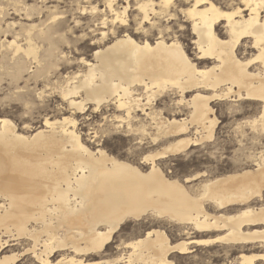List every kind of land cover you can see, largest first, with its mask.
<instances>
[{
    "label": "bare ground",
    "instance_id": "bare-ground-1",
    "mask_svg": "<svg viewBox=\"0 0 264 264\" xmlns=\"http://www.w3.org/2000/svg\"><path fill=\"white\" fill-rule=\"evenodd\" d=\"M113 1L105 2L112 23H125L128 7L119 10ZM239 1L242 7L230 9L213 0H192L181 8L194 34L195 57L211 60L203 68L197 67L176 39L166 41L158 36L153 43L138 42L126 31L117 36L110 29L113 39L95 47L91 60L81 57L85 68L57 88L68 115L46 118L30 134L19 132L9 118L0 117V251L12 241L28 239L31 245L23 250L38 264H172L169 255L189 253V243L221 242L241 249L239 264H264V156L252 168L199 181L198 194H192L184 184L198 175L181 182L166 177L154 162L155 156L212 138L217 117L211 102L215 100L258 101L260 116L251 124L264 131V0ZM173 2L142 0L137 8L146 20L150 12L156 13L155 5L167 12ZM23 8L28 10L25 4ZM51 19H57L55 14ZM102 21L104 25L105 19ZM31 23L25 27L24 44L16 36L0 42V72L7 71L16 80L24 73L29 76L26 80L42 76L45 61L62 54L51 42L42 56L34 41L39 35L51 40L59 25L45 24V30L33 35L37 25ZM219 24L224 38L216 31ZM101 31L104 40L107 33ZM244 40H250L255 50L247 59L236 53ZM253 63H258L257 70L249 69ZM32 64H36L35 70ZM139 90L146 94V102ZM167 91L175 93L179 98L176 103L185 105L188 112L180 120L166 121L167 125L158 120L163 133L185 134L189 122L202 129L200 139L175 138L163 151L144 158L150 161L145 171L100 148L91 150L83 142L76 115L86 114L90 108L97 113L111 107L118 114L102 119H139L137 112L152 117L153 100ZM147 218L183 226L187 235L190 230L218 233L171 243L162 229L153 228L142 237L123 242L127 249L116 258L104 256L126 221ZM55 253L59 256L52 260ZM92 256L99 259L87 260ZM18 257L12 252L0 255V264H16Z\"/></svg>",
    "mask_w": 264,
    "mask_h": 264
},
{
    "label": "rangeland",
    "instance_id": "rangeland-1",
    "mask_svg": "<svg viewBox=\"0 0 264 264\" xmlns=\"http://www.w3.org/2000/svg\"><path fill=\"white\" fill-rule=\"evenodd\" d=\"M17 1L19 3H16ZM140 1L142 0H114L113 7L120 8L119 10L122 9V6L128 8L125 12V23L118 21L112 23V15L109 9L105 7L106 0H0L2 7L0 9V42L4 39L11 40L16 36L18 42L24 44L27 37L25 27L28 28L31 22V24L37 25L33 35L37 34L41 28L45 30V24L53 26L58 24L59 26H57L56 32L52 34L51 40L39 35L34 36V41L40 46V55L42 56L45 55L51 42L62 52L58 57H52L51 60L45 61L46 72L39 77L31 76L26 80L29 76L24 73L23 78L16 80L8 75L7 71L0 72L2 74L0 80V117L9 118L19 132L30 134L36 128L41 127L46 118L54 120L68 115V111L63 108L65 103L59 98L57 88L63 85L68 77L74 76L76 72L85 68L84 62L80 60L81 57L85 60H91L92 50L95 47L113 39L114 34L118 36L124 31L138 42L148 40L153 43L158 36H162L166 41L176 39L182 44L185 52L197 64L198 68L211 64V60H201L195 57L197 50L192 43L193 40H191L194 39L191 24L181 11L189 6L192 0H174V5L171 4L167 12L160 11L159 7L155 5L156 13L150 12L149 19L146 20H143V15L137 8ZM213 1L226 9L236 6L242 7L239 0ZM24 4L28 10L23 8ZM91 6H96L97 10L92 11ZM263 11L264 9L262 14ZM54 14L57 19L52 22L51 18ZM104 19L105 24L103 25L102 20ZM98 29L106 31L107 36L104 40H101L102 31L100 30V32ZM110 29L113 30L114 34L111 33ZM216 31L221 38L226 36L222 24L216 26ZM9 52L7 50L6 54ZM253 52L255 50L251 48L250 40H244L236 51L241 59L251 57ZM32 66L35 70L36 64H32ZM257 66L258 63H253L249 69L257 70L259 68ZM73 72L74 74H72ZM54 92L56 93L54 94ZM138 93L142 96V102H146V94L140 90ZM165 93L158 95L153 100L151 107L154 112L152 117L137 112L139 119H102L106 115L118 114L111 107L102 109L101 112L97 113L91 112L90 108L86 114L76 115L77 130L80 132L83 142L91 150L95 151L96 148H100L108 154L131 162L145 171L150 161L144 158L163 151L175 138L200 139V136L203 135L202 129L194 124H189V122L185 134L174 136L163 133L158 120L164 121L167 125L171 118L180 120V118L186 117L188 112L185 105L176 103L179 98L175 93L171 91ZM187 97H189V93H187ZM230 100L211 102L217 117L212 138L198 141L195 145L191 144L178 152L154 157L155 164L168 178H175L182 182L186 177L198 175L196 179L184 183L192 194H198L197 183L199 181L252 168L260 157L264 156V131L254 128L251 124L256 116L257 119L260 116V103L252 99H249L250 101L248 99L237 100V98L233 99L234 101ZM149 111L148 109L147 112ZM145 116L146 118H144ZM150 117L154 119L152 120ZM158 117L160 119H157ZM188 120L185 119L186 122ZM125 122L126 124L129 122L131 127L129 128L127 124V128ZM156 123L158 127L155 125ZM207 207L210 211L214 210L211 206ZM232 211H234L233 208L229 210V212ZM153 228L162 229L171 243L185 239L189 241L192 238L213 237L218 233L190 230L192 232L187 235L183 226L174 223L169 224V222L151 218L137 221L129 220L121 226V230L114 234L104 256L109 259L116 258L122 253L121 250L127 249L122 244L123 242L142 237ZM19 240L10 242L12 245L0 251V255L12 252L19 256L16 264H38L32 262L29 253H25V249L31 245V241L28 239ZM188 246L191 250L189 253L173 252L169 255L172 264H239L237 260L241 249L237 245L215 242L209 245L189 243ZM23 248L25 249L23 250ZM58 256L59 254L55 253L51 259L55 260ZM98 259L99 257L96 256L87 258L90 261Z\"/></svg>",
    "mask_w": 264,
    "mask_h": 264
}]
</instances>
